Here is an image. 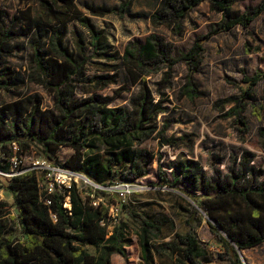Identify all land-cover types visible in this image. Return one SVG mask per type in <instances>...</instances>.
I'll use <instances>...</instances> for the list:
<instances>
[{
    "label": "trees",
    "instance_id": "16d2710c",
    "mask_svg": "<svg viewBox=\"0 0 264 264\" xmlns=\"http://www.w3.org/2000/svg\"><path fill=\"white\" fill-rule=\"evenodd\" d=\"M7 1L0 0V93L32 83L50 96L51 105L44 107L35 94L0 104V173H9L12 159L21 161L34 149L51 167L81 175L97 187H114L145 178L155 159L158 186L182 185L190 192L195 206L191 214L206 219L220 249L215 253L217 260L242 264L237 250L264 244V172L249 166V152L232 157L226 173L212 167L207 176L197 161L182 157L166 165L167 174L161 156L142 147L152 136L171 148L191 146L189 135L167 137L170 122L164 119L158 127L156 121L168 111L165 90L172 85V68L182 63L187 70L180 96H204L192 79L202 63L203 44L236 27L247 30L264 13V0L243 12L233 10L235 0H156L155 10L148 15L131 11L136 0H123L114 7L84 5L89 16L78 9L77 0H26L36 8L34 18L26 12L9 15L1 7ZM204 2L220 19L178 55L173 44L156 35L129 41L119 55L105 30L96 28L89 18L145 19L180 37L188 13ZM70 23L86 31L87 42L68 31ZM69 34L72 47L66 43ZM24 48L28 56L21 74L8 60ZM88 66L94 68L93 75H87ZM121 74L136 91L126 105L119 106L115 101L129 91L126 83L119 84ZM241 83L244 86H237V96L216 103H222L220 110L230 105L221 117H235L234 125L242 127L237 131L244 133L245 111L252 108L258 116L252 98L259 83L264 99V71L243 74ZM109 86L117 87L112 96L98 93ZM259 135L264 139V128ZM64 148L71 152L61 161L58 155ZM38 172L31 167L5 177L6 183L0 181V190L12 199V206L0 201V264H112L114 254L127 264L125 249L131 239L126 224L119 220L108 230L112 221L108 207L93 205V197L83 199L74 182L69 189L53 183V190L46 193ZM120 211L136 226L143 264H153L154 257L162 256L174 258L176 264H209L207 250L192 232V218L186 221L185 234L174 233L171 240L158 242L165 220L151 219L124 204Z\"/></svg>",
    "mask_w": 264,
    "mask_h": 264
},
{
    "label": "rangeland",
    "instance_id": "374dc122",
    "mask_svg": "<svg viewBox=\"0 0 264 264\" xmlns=\"http://www.w3.org/2000/svg\"><path fill=\"white\" fill-rule=\"evenodd\" d=\"M122 1L77 0V7L84 15L89 16L84 5L114 7ZM258 2L259 0H235L232 8L235 11L243 12L247 7L255 6ZM156 6V0H136L131 11L148 15L155 10ZM1 7L9 15L26 12L34 18L37 14L35 6L31 2L26 3V0H9L1 4ZM89 18L96 28L105 30L109 43L119 55L129 41H141L149 35L159 36L166 42L173 44L174 55H178L186 52L197 36L206 34L210 25L219 21L220 15L210 12L207 2L201 3L191 10L183 21V32L180 37L174 36L164 26L153 27L145 19H119L113 15L103 18ZM68 31L74 32L86 42L88 41L86 31L77 24L70 23ZM66 43L70 47L73 46L70 34L66 38ZM202 47V63L198 71L192 74V79L198 91L203 92L204 96L193 99L180 96L179 90L186 82L187 70L182 63H179L172 68L171 88L165 90L170 101V104H166L168 111L156 120L158 127H161V122L164 119L170 122L165 131L167 137L189 135L193 141L191 146L171 148L167 145H160L158 139L152 136L151 139L142 144V147L155 156H161L160 163H163V171L167 174L169 170L165 168L166 165L174 163L179 157L197 161L207 176L211 175L212 167L219 169L224 174L231 164V158L239 157L243 151L251 154L249 166L264 172V139L259 135L260 128H264L262 83L257 84L252 98L258 116L253 113L252 108L245 111L243 115L246 119L247 130L244 133L237 131L242 127L234 125L235 117H221L230 108V105H225L223 110H220V107L223 106L222 103H216L239 94L237 86H244L241 83L243 74L250 76L257 69L264 71V13L260 14L247 30L236 27L228 33L217 34L205 42ZM27 56L28 50L24 48L15 57L10 58L8 62L16 71L24 74ZM94 73V68L88 66L87 75ZM156 79H159V76L151 78L150 84ZM122 83H126L123 74L119 80V84ZM128 87L129 91L123 93L115 101L116 105H126L127 100L135 93V87ZM116 88V86H109L98 93L112 96ZM31 94L37 95L44 107H50V96L32 83H27L19 90H12L6 94L0 93V104ZM70 152L69 149H62L58 159L62 161ZM40 160L34 149L21 161L12 159L9 173L0 174V181L6 183L5 177L27 170ZM38 170V174L41 175L40 186L44 190L50 183L51 176L44 169ZM155 172L156 160L154 159L148 166V175L133 185L95 187L77 177H72L70 183L71 181L75 183L83 199L93 197L94 201H100V203L108 206L120 203L114 218L116 222L120 220L126 224L128 236L131 239L130 246L125 249L127 264H143V262L140 256L138 238L135 234L136 226L120 211L121 204L126 205L131 210L142 212L151 219L165 220L161 225L158 242L171 240L174 233L185 234L189 230L186 221L192 218V232L202 247L207 250L209 264H228L215 258V253H219L220 249L206 225V219L203 215L191 214L194 205L188 197L190 192L186 191L182 185L158 186ZM261 179H264V176ZM66 183H68L67 180ZM59 188L62 189L63 186L60 185ZM91 194L93 196H90ZM0 201L12 206L10 195L3 190H0ZM10 212L14 213L11 207ZM111 227L112 225L110 229ZM89 252L94 254L93 249H89ZM241 255L245 264H264V244L251 250L242 251ZM111 263L126 264L117 254L111 257ZM153 264H176V261L169 256L154 257Z\"/></svg>",
    "mask_w": 264,
    "mask_h": 264
},
{
    "label": "built area",
    "instance_id": "2783aa9c",
    "mask_svg": "<svg viewBox=\"0 0 264 264\" xmlns=\"http://www.w3.org/2000/svg\"><path fill=\"white\" fill-rule=\"evenodd\" d=\"M32 168L44 169L48 174H50V176H51L50 183L44 189V191L46 193H50L53 190V183H56V185L58 187H60V185H61V186H63V188L69 189L70 184H71L70 180H71L72 177H75L73 175L74 173L62 170V169H60L58 167H51L47 163H45V162H43L41 160L40 161H36L35 165ZM24 171H26V170H24ZM21 172H23V171L16 172L14 174H19ZM0 174H2V173H0ZM3 175H5V174H3ZM66 180H67L68 183H66ZM98 203H100V201L99 202L95 201V202H93V205H97ZM45 204H49V201L45 200ZM102 204H104V203H102ZM118 204H120V203L111 204L109 206L104 204L109 209L110 218L112 219L111 225L116 222L114 216L116 215V212L119 209ZM51 218L53 219V221H55V216L54 215H51ZM108 230H110V227H108Z\"/></svg>",
    "mask_w": 264,
    "mask_h": 264
},
{
    "label": "water",
    "instance_id": "95a60500",
    "mask_svg": "<svg viewBox=\"0 0 264 264\" xmlns=\"http://www.w3.org/2000/svg\"><path fill=\"white\" fill-rule=\"evenodd\" d=\"M75 177H77V178H79V179H82L84 182H86V183H90L86 178H84L83 176H81V175H78V174H73ZM90 184H92V183H90ZM93 185V184H92ZM95 186V185H94ZM95 187H97V186H95ZM195 207V206H194ZM237 253H238V256H239V259H240V261L242 262V264H245V262H244V259L242 258V255H241V252L239 251V250H237Z\"/></svg>",
    "mask_w": 264,
    "mask_h": 264
}]
</instances>
